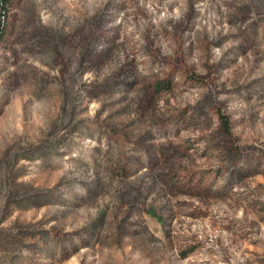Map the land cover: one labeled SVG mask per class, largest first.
<instances>
[{
	"label": "rangeland",
	"instance_id": "rangeland-1",
	"mask_svg": "<svg viewBox=\"0 0 264 264\" xmlns=\"http://www.w3.org/2000/svg\"><path fill=\"white\" fill-rule=\"evenodd\" d=\"M8 9L0 264H264V0Z\"/></svg>",
	"mask_w": 264,
	"mask_h": 264
},
{
	"label": "trees",
	"instance_id": "trees-1",
	"mask_svg": "<svg viewBox=\"0 0 264 264\" xmlns=\"http://www.w3.org/2000/svg\"><path fill=\"white\" fill-rule=\"evenodd\" d=\"M11 0H0V40L3 38L6 31V22L8 19V5ZM225 129L229 132L228 120L223 118Z\"/></svg>",
	"mask_w": 264,
	"mask_h": 264
}]
</instances>
